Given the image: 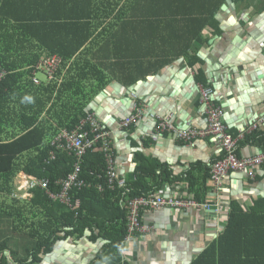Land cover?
Wrapping results in <instances>:
<instances>
[{"label":"crops","instance_id":"1","mask_svg":"<svg viewBox=\"0 0 264 264\" xmlns=\"http://www.w3.org/2000/svg\"><path fill=\"white\" fill-rule=\"evenodd\" d=\"M2 2L4 11L17 22L93 24V36L81 50L86 55L81 59L93 55L95 62L104 65L101 69L109 83L90 98L84 110L108 130L119 179L134 180L133 158L140 154L150 165H164L169 172V182H163L156 194L193 199L185 180L191 167L193 181L205 187V204L199 208L143 212L141 223L147 232L123 242L122 260L190 264L221 234L231 201L245 209L254 200L264 199V168L257 169L253 179L245 173H230L214 186L208 174L222 154L217 141L207 136L185 142L178 136L179 131H203L207 125L197 71L222 110L228 135L242 140L252 132L264 134V0ZM96 24L101 25L96 29ZM47 42L54 47L58 39L48 37ZM39 54L40 58L49 55ZM194 58L199 63L190 66ZM156 66V72L141 76ZM56 76L62 82L63 76ZM41 82L46 85L45 80ZM133 99L142 112L127 131L119 122L133 113ZM151 115L167 117L174 130L157 131ZM262 148L264 142L238 145L237 155H257ZM160 181L158 170L146 179L151 187ZM15 193L9 198H16ZM89 236L85 233L82 239L56 243L50 253L40 255L38 264H90L104 242H91Z\"/></svg>","mask_w":264,"mask_h":264},{"label":"trees","instance_id":"2","mask_svg":"<svg viewBox=\"0 0 264 264\" xmlns=\"http://www.w3.org/2000/svg\"><path fill=\"white\" fill-rule=\"evenodd\" d=\"M11 17L0 0V67L7 72L0 83V264H38L40 255L50 253L56 243L82 239L85 233H90L91 242H104L90 264H128L120 255L126 235L124 201L158 191L163 182H169V172L164 165H150L149 160L134 154V180L110 189L106 160L96 144L81 159L83 186L68 193L71 208L51 200L49 193L59 191L57 183L71 174L76 160L63 150L55 151L50 141L61 130L71 131L86 119L91 112L85 106L109 80L101 69L104 65L95 62L93 55L81 59V50L93 36V24L17 22ZM97 25L101 24L96 29ZM54 36L58 44L51 47L47 38ZM44 51L62 60L59 85L35 86L30 80L31 66ZM196 60L189 65L194 66ZM157 70L158 66L141 76ZM195 80L208 88L200 71ZM84 131L93 139L89 127ZM255 141L264 142V134H245L237 146ZM191 169L185 174L188 193L204 205L205 187L193 181ZM155 170L161 181L151 187L146 179ZM19 173L47 180L46 189H31V197L23 201L9 198ZM190 264H264V199L254 200L245 209L231 201L223 231Z\"/></svg>","mask_w":264,"mask_h":264},{"label":"built area","instance_id":"3","mask_svg":"<svg viewBox=\"0 0 264 264\" xmlns=\"http://www.w3.org/2000/svg\"><path fill=\"white\" fill-rule=\"evenodd\" d=\"M62 60L57 55H45L41 57L36 65L31 66V81L36 85H41L42 82L35 79L36 73L42 71L45 73L44 80L46 84L51 82L60 83V80L55 79V73L58 71ZM7 75V72L0 67V83ZM200 102L204 106V112L206 116V128L203 131H179L178 136L185 142L192 141L194 139L204 138L212 136L218 143L222 155L217 159L210 168V181L215 184H219L223 177L233 172L247 173L248 176L253 177L257 169L264 168V153L251 155L248 157H238L237 152V139L232 138L227 134L225 126L222 122V110L214 106L213 97L210 90L207 88L199 87ZM142 107H138L135 104L133 113L119 122V127L127 129L129 126L136 124L141 116ZM155 122V128L157 131L171 130L174 127L169 122L167 117H160L151 115ZM90 128V133L93 134V139L88 138V132L84 131V127ZM52 144L55 151L63 150L70 155H73L76 162L73 165V170L65 180L57 183L61 186L60 193H49L52 199L67 200V193L73 188H79L83 185V182L79 179L80 163L82 157L86 154L87 150L93 149L96 144H99L98 148L104 155L107 164V184L112 186L114 181H117L118 177L113 172L114 170V154L111 149L110 135L107 129L100 126L97 120L88 115L86 119L81 122L79 126L71 131L61 130L56 137H54ZM50 157H54V153L50 154ZM22 175L21 177H19ZM16 177L19 178V182L15 185V192L20 195H28L31 189L35 187H41L46 189L47 180H40L23 173H19ZM122 182H119V185ZM22 184V185H21ZM23 191L22 193H19ZM152 193V192H150ZM146 196L126 200L127 207V233L132 231L134 227H139L140 232L144 231L143 226L139 218V207L142 209L155 208L160 206H169L176 211L186 210L189 208L199 207L190 196L187 197H171L157 195L156 193ZM186 196V195H185Z\"/></svg>","mask_w":264,"mask_h":264},{"label":"bare ground","instance_id":"4","mask_svg":"<svg viewBox=\"0 0 264 264\" xmlns=\"http://www.w3.org/2000/svg\"><path fill=\"white\" fill-rule=\"evenodd\" d=\"M142 109V108H141ZM113 172L116 174V172H115V169L113 170ZM117 175V174H116ZM124 182H122L120 185H119V187L121 186V187H123L124 186ZM83 186V185H82ZM107 186L110 188V189H113L114 188V186H116L115 184H113L112 186H109L108 184H107ZM74 189V188H73ZM70 191H72V189L70 190ZM70 191H68V193L70 192ZM61 192V186L59 187V191L58 192H56L57 194L58 193H60ZM68 193H67V200L66 201H62V200H55V199H52L51 198V200H53V201H61V202H63L65 205H67L68 207H70L71 208V202H70V197H69V195H68ZM147 195V194H146ZM146 195H142V196H139V197H143V196H146ZM157 195H162V194H157ZM162 196H165V197H167L166 195H162ZM169 196H171V197H177V196H180V195H177V196H174V195H169ZM168 196V197H169ZM14 197H16L15 199H18V200H27L29 197H31L30 196V193H28V195H24V196H20V195H18L17 193H15L14 194ZM139 197H135V198H139ZM182 197V196H181ZM135 198H127L126 200H130V199H135ZM126 200L124 201L125 202V210H126V235H125V241H127V240H129V238H128V233H127V207H126ZM193 200V199H192ZM194 201V200H193ZM195 202V201H194ZM196 204H198L197 202H195ZM199 205V204H198ZM76 206H78V202L76 201L75 202V204H74V207H76ZM162 207H167V208H169V209H171V210H175V209H173V208H171V207H169V206H160V207H155V208H146V209H143L142 210V212H140L139 213V218H140V221H141V217H142V213L143 212H145L146 210H152V209H158V208H162ZM199 207H200V205H199ZM199 207H195V208H199ZM73 208V207H72ZM181 211H184V210H181ZM141 225H142V223H141ZM143 226V225H142ZM144 228V231L143 232H140V234L139 235H141V234H143V233H146L147 232V229L145 228V227H143ZM138 235V236H139ZM124 241V242H125ZM10 264V263H9Z\"/></svg>","mask_w":264,"mask_h":264},{"label":"rangeland","instance_id":"5","mask_svg":"<svg viewBox=\"0 0 264 264\" xmlns=\"http://www.w3.org/2000/svg\"><path fill=\"white\" fill-rule=\"evenodd\" d=\"M39 61V60H38ZM38 61L34 64V65H36L37 63H38ZM58 72V71H57ZM57 72L55 73V79H57L56 77V75H57ZM44 76H45V73L44 72H42V71H38V73H36V76H35V79H37V80H39V81H44ZM30 80H31V78H30ZM32 82V81H31ZM51 83H54V82H51ZM57 83V82H56ZM55 83V84H56ZM33 84V83H32ZM34 85V84H33ZM84 121V120H83ZM83 121H81V122H83ZM81 122H80V124H81ZM97 122L99 123V121L97 120ZM79 124V125H80ZM100 124V123H99ZM78 125V126H79ZM100 126L102 127V128H104L105 129V127L104 126H102L101 124H100ZM85 127H88V126H85ZM53 142V141H52ZM52 146H54L53 144H51ZM112 146V145H111ZM264 153V152H263ZM236 154H237V152H236ZM260 154H262V153H260ZM222 155V154H221ZM238 156V155H237ZM239 157V156H238ZM240 158H242V157H240ZM219 159V158H218ZM217 160V159H216ZM215 160V161H216ZM214 161V162H215ZM213 164V163H212ZM211 164V165H212ZM210 168H211V166H210ZM233 173H235V172H233ZM240 173H243V172H240ZM230 174V173H229ZM246 174V176H247V178H249V179H253L254 178V176H255V174L253 175V177H250V176H248L247 175V173H245ZM228 175V174H227ZM226 175V176H227ZM22 175H20L19 177H21ZM209 177H210V169H209ZM209 180H210V178H209ZM20 180H19V178L18 177H16L15 179H14V181H13V183L14 184H16L17 182H19ZM119 182H123V180H121V179H117V181H114V183L113 184H115V185H118L119 186ZM214 186H218L219 184H215V183H212ZM22 185V184H21ZM23 191H20L19 193H22ZM150 193V192H149ZM150 194H152V193H150ZM187 194H189L188 193V189H187ZM142 207H139V213L140 212H142ZM224 229V228H223ZM223 231V230H222ZM140 234V229H139V227H134V229L132 230V231H130L129 233H128V238L129 239H131V238H133V237H135V236H138Z\"/></svg>","mask_w":264,"mask_h":264},{"label":"water","instance_id":"6","mask_svg":"<svg viewBox=\"0 0 264 264\" xmlns=\"http://www.w3.org/2000/svg\"><path fill=\"white\" fill-rule=\"evenodd\" d=\"M195 87H196V85H195ZM196 88H197V87H196ZM134 105H135V102H134V99H133V102H132L131 108H133ZM126 117H128V116H126ZM126 117H124V118H126ZM124 118H123V119H124ZM123 119H121V121H122ZM263 152H264V148L261 149V153H263Z\"/></svg>","mask_w":264,"mask_h":264},{"label":"clouds","instance_id":"7","mask_svg":"<svg viewBox=\"0 0 264 264\" xmlns=\"http://www.w3.org/2000/svg\"><path fill=\"white\" fill-rule=\"evenodd\" d=\"M13 181H14V179H13ZM152 193H155V192H152Z\"/></svg>","mask_w":264,"mask_h":264}]
</instances>
